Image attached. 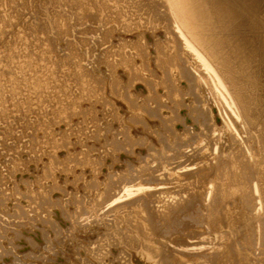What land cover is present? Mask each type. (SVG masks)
Here are the masks:
<instances>
[{"label":"bare ground","instance_id":"1","mask_svg":"<svg viewBox=\"0 0 264 264\" xmlns=\"http://www.w3.org/2000/svg\"><path fill=\"white\" fill-rule=\"evenodd\" d=\"M0 82V264H264V0H0Z\"/></svg>","mask_w":264,"mask_h":264},{"label":"rangeland","instance_id":"2","mask_svg":"<svg viewBox=\"0 0 264 264\" xmlns=\"http://www.w3.org/2000/svg\"><path fill=\"white\" fill-rule=\"evenodd\" d=\"M28 70V69H27ZM2 85L4 84V86L5 85H8L9 84V82H7V83H5V82H0ZM10 85V84H9ZM8 87V86H7ZM8 105V104H7ZM84 126V125H83ZM42 133H38V135L40 136ZM42 136V135H41ZM42 146H44L43 144H42ZM170 186H172V185H166L165 187H170Z\"/></svg>","mask_w":264,"mask_h":264}]
</instances>
